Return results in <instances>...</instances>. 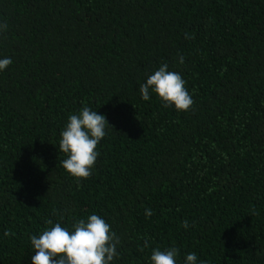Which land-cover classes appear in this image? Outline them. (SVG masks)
Here are the masks:
<instances>
[{
    "label": "trees",
    "instance_id": "obj_1",
    "mask_svg": "<svg viewBox=\"0 0 264 264\" xmlns=\"http://www.w3.org/2000/svg\"><path fill=\"white\" fill-rule=\"evenodd\" d=\"M3 23L0 264L92 214L119 238L112 264L171 247L176 264H264V0H0ZM164 63L188 111L141 98ZM85 106L112 128L77 181L59 141Z\"/></svg>",
    "mask_w": 264,
    "mask_h": 264
},
{
    "label": "clouds",
    "instance_id": "obj_2",
    "mask_svg": "<svg viewBox=\"0 0 264 264\" xmlns=\"http://www.w3.org/2000/svg\"><path fill=\"white\" fill-rule=\"evenodd\" d=\"M7 27L6 23L0 24V32L6 31ZM183 62L184 57L180 55L179 63ZM11 63V58L0 59V71L5 70ZM168 68L167 63L160 65L158 70L140 84L141 98L147 101L150 93H154L165 107L174 106L178 112L188 111L194 103L193 98L186 89L182 76ZM106 127L112 128L105 116L87 106L78 115L68 117V122L60 133L59 151L67 157L61 162L62 167L77 181L91 175L99 155L96 148L106 135ZM151 214L152 210L146 209L145 215ZM46 223L52 224V221L48 220ZM182 226L188 228V222L183 221ZM72 228L74 230L69 231L56 223L38 237L31 236V246L35 252L31 256L32 264H112L118 256L116 248L119 238L100 216L92 214L87 220L80 219ZM147 246L145 241L144 247ZM140 250L143 251V248ZM177 256L178 249L175 247L164 251L154 249L150 260L151 264H176ZM196 261L194 252L186 255L185 264H196ZM200 264L205 262L201 261Z\"/></svg>",
    "mask_w": 264,
    "mask_h": 264
}]
</instances>
